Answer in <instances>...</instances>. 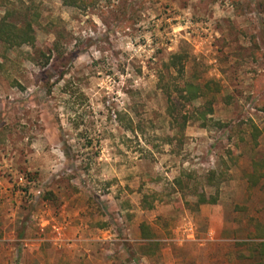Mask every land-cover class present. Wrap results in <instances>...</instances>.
Here are the masks:
<instances>
[{
  "label": "rangeland",
  "instance_id": "rangeland-1",
  "mask_svg": "<svg viewBox=\"0 0 264 264\" xmlns=\"http://www.w3.org/2000/svg\"><path fill=\"white\" fill-rule=\"evenodd\" d=\"M8 10L36 18V43L0 56V264L254 263L264 0H0V20ZM174 54L189 57L182 76ZM186 81L213 82L206 127ZM212 170L219 202L196 211Z\"/></svg>",
  "mask_w": 264,
  "mask_h": 264
},
{
  "label": "trees",
  "instance_id": "trees-1",
  "mask_svg": "<svg viewBox=\"0 0 264 264\" xmlns=\"http://www.w3.org/2000/svg\"><path fill=\"white\" fill-rule=\"evenodd\" d=\"M63 3L68 6H73L76 8H82L86 3V0H63ZM13 10H8L7 13L1 18L0 20V50H3V53H0L4 59V53H7L11 50L20 49L22 47H34L36 43V33L34 28V22L36 18L30 19L29 21L24 22H16L12 21ZM38 16V15H37ZM36 16V17H37ZM35 17V16H33ZM4 54V55H2ZM189 61V57L182 55V54H174L170 60L169 68L174 69L177 74L184 75L186 71V65ZM213 83V82H212ZM211 82H208L205 85L196 84L192 81H186L184 90L182 93H185V97H183L187 101H195L201 98H206V104L198 109L200 112V120H203L204 127L207 126L208 116H212L214 114V106L213 103L216 99L215 95H209L206 93L205 88H211ZM216 90L211 89L213 94H215ZM220 125V123H218ZM254 132L256 135L260 133V130L255 127ZM257 137V136H256ZM257 139V138H256ZM255 166V165H254ZM208 185L214 186L215 179L217 177V170H212L208 173ZM262 175L258 176L257 172L254 169V172L249 176L250 178V187L249 190H253ZM176 184L183 185V180L179 179L176 180ZM195 196L197 197V201L195 203V210L198 211L199 208L203 205H216L219 202L220 192L219 186L216 185V192L214 194L207 193L204 187H197L195 188ZM46 199L53 201L55 199L53 193H49L46 196ZM142 233L144 237L150 238V231L146 225H142L141 227ZM257 239L264 238V235H257L255 236ZM242 245H248L249 248L246 250L247 255L245 260H250L254 263L251 264H264V242L261 243H244ZM256 262V263H255Z\"/></svg>",
  "mask_w": 264,
  "mask_h": 264
}]
</instances>
